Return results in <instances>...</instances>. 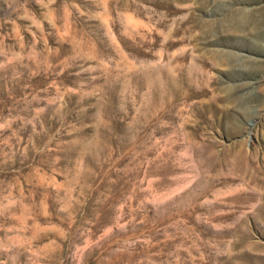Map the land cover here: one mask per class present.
Segmentation results:
<instances>
[{
    "label": "rangeland",
    "instance_id": "374dc122",
    "mask_svg": "<svg viewBox=\"0 0 264 264\" xmlns=\"http://www.w3.org/2000/svg\"><path fill=\"white\" fill-rule=\"evenodd\" d=\"M0 264H264V0H0Z\"/></svg>",
    "mask_w": 264,
    "mask_h": 264
}]
</instances>
